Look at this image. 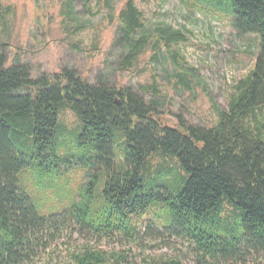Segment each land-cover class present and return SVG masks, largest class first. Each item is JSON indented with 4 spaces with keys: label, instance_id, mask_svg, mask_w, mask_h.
<instances>
[{
    "label": "trees",
    "instance_id": "obj_1",
    "mask_svg": "<svg viewBox=\"0 0 264 264\" xmlns=\"http://www.w3.org/2000/svg\"><path fill=\"white\" fill-rule=\"evenodd\" d=\"M230 18L234 36L257 48L251 70L232 86L212 126L181 114L167 124L141 91L75 70L33 76L27 63L6 66L0 53V264H32L49 238L70 223L102 237L130 236L147 221L189 242L201 262L264 251V0H195ZM67 13H76L67 2ZM112 43L129 66L147 38L165 46L178 31L142 22L134 0L117 12ZM189 69L195 70L192 67ZM76 123L68 126L61 113ZM84 169L75 194L72 168ZM30 172L68 207L41 214L20 183ZM62 264H107L84 247ZM145 264H184L164 258ZM264 264V257L258 261Z\"/></svg>",
    "mask_w": 264,
    "mask_h": 264
},
{
    "label": "rangeland",
    "instance_id": "obj_2",
    "mask_svg": "<svg viewBox=\"0 0 264 264\" xmlns=\"http://www.w3.org/2000/svg\"><path fill=\"white\" fill-rule=\"evenodd\" d=\"M67 2L76 17L70 20ZM124 0H0V53L6 66L27 63L33 76L75 69L94 82L125 84L142 92L172 125L181 114L195 124L212 126L217 112L227 108L231 86L252 68L254 45L234 36L230 18L199 7L195 0H134L145 25L168 28L183 35L177 45L165 46L147 38L129 66L121 59V48L112 40L117 12ZM72 19V18H71ZM192 67L195 70L189 69ZM63 121H76L69 111ZM84 169L74 166L69 186L75 194L84 182ZM18 179L41 214L58 213L68 207L50 188L40 189L30 172ZM130 236L102 237L88 227L70 223L48 239L47 247L32 264H62L70 252L84 247L103 252L107 264H145L155 259L175 258L184 264H258L264 251L243 250L232 259L207 258L201 262L192 245L166 227L144 218Z\"/></svg>",
    "mask_w": 264,
    "mask_h": 264
}]
</instances>
